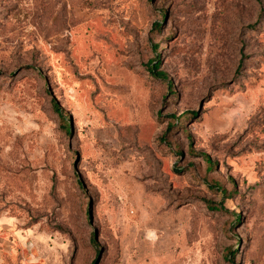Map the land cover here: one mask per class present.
I'll return each instance as SVG.
<instances>
[{"label": "rangeland", "instance_id": "rangeland-1", "mask_svg": "<svg viewBox=\"0 0 264 264\" xmlns=\"http://www.w3.org/2000/svg\"><path fill=\"white\" fill-rule=\"evenodd\" d=\"M97 261L264 264V0H0V264Z\"/></svg>", "mask_w": 264, "mask_h": 264}, {"label": "trees", "instance_id": "trees-1", "mask_svg": "<svg viewBox=\"0 0 264 264\" xmlns=\"http://www.w3.org/2000/svg\"><path fill=\"white\" fill-rule=\"evenodd\" d=\"M149 64H150L149 70L151 72H153L155 75H157L159 77L166 78V74L164 72L157 71L158 67H159V64H160V56L159 55L156 57V59L152 60ZM54 107H55L56 112L58 114H60L64 118V127L66 128L67 131H69V128L71 127L70 117H65L63 115L62 109H61V107L59 106V104L56 101H54ZM188 114H193L194 115V114H196V112L190 111L186 115H188ZM201 156L204 157L209 163L213 164L211 158L207 154L202 153ZM239 217H240V213H237L236 214V219H238ZM94 241H96V237H94ZM233 256H235V253L232 255V257Z\"/></svg>", "mask_w": 264, "mask_h": 264}, {"label": "water", "instance_id": "water-1", "mask_svg": "<svg viewBox=\"0 0 264 264\" xmlns=\"http://www.w3.org/2000/svg\"><path fill=\"white\" fill-rule=\"evenodd\" d=\"M97 263H98V261L95 264H97Z\"/></svg>", "mask_w": 264, "mask_h": 264}]
</instances>
